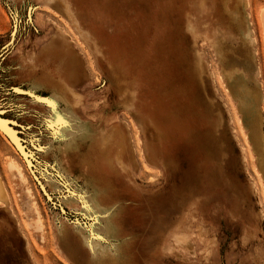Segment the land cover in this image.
Masks as SVG:
<instances>
[{"label":"rangeland","instance_id":"1","mask_svg":"<svg viewBox=\"0 0 264 264\" xmlns=\"http://www.w3.org/2000/svg\"><path fill=\"white\" fill-rule=\"evenodd\" d=\"M263 9L0 0V105L33 153L0 134V264H264Z\"/></svg>","mask_w":264,"mask_h":264},{"label":"bare ground","instance_id":"2","mask_svg":"<svg viewBox=\"0 0 264 264\" xmlns=\"http://www.w3.org/2000/svg\"><path fill=\"white\" fill-rule=\"evenodd\" d=\"M262 21H263V28H264V14L262 16ZM240 84H242V83H240ZM229 90H230V88H229ZM253 92H255V91H253ZM253 92L250 90L249 87H246V88H245V86L241 87L240 96L237 98V100H238L237 108H239V111L241 114V122H242V125L247 132V138H248L249 143L251 145H253V148L255 149V151H257L259 153V155L262 156V158H263V155H262L263 147H262L261 134H260V129H259V113L256 110V104H255L256 94H254ZM3 118H5V117H3ZM80 124H81V126H80L81 128L82 127L86 128V129L82 128V130L80 131V135H82L83 137L88 136L91 139H94V128L90 124H82V123H80ZM11 128L14 129L13 127H11ZM73 128H74V125L67 122L63 131L64 132H70ZM2 133H4V131L2 129H0V134H2ZM4 134L20 150V145H17L6 133H4ZM94 141H95V139H94ZM22 145H24V144H22ZM22 157L24 158V156H22ZM8 168L22 183L24 179H23L22 171L20 170V167L18 165H16V163H14V162H9ZM1 186L2 185H1V181H0V196L3 195V188ZM36 228L39 230L41 229L40 225H37Z\"/></svg>","mask_w":264,"mask_h":264},{"label":"snow or ice","instance_id":"3","mask_svg":"<svg viewBox=\"0 0 264 264\" xmlns=\"http://www.w3.org/2000/svg\"><path fill=\"white\" fill-rule=\"evenodd\" d=\"M27 11L29 13L32 11L31 5L28 7ZM12 91L17 93V94L22 93V89L19 87L13 88ZM26 95L28 97H30L32 100H35L38 104H50L51 103V101L41 97L40 95L31 93V92L27 93ZM3 111H7V109L3 105H0V112H3ZM14 123H17V121H15V120L8 121L7 119H0V129H2L4 131V133H6L17 145H20L21 141L17 138V133L15 131H13L11 126H10L11 124H14ZM61 123H64V121L61 120ZM47 127L50 129L52 127L51 123H48ZM53 135L55 136L56 133H53ZM27 144L35 145L36 141L33 138H29V140L27 141ZM42 150L43 149H40V151H42ZM20 151L23 152L26 156L33 155V153H30L27 150V148H25V147H21Z\"/></svg>","mask_w":264,"mask_h":264},{"label":"water","instance_id":"4","mask_svg":"<svg viewBox=\"0 0 264 264\" xmlns=\"http://www.w3.org/2000/svg\"><path fill=\"white\" fill-rule=\"evenodd\" d=\"M3 113H4V111L3 112H0V119H5V118H3L2 116H4L3 115ZM7 119V118H6ZM8 121H12V120H10V119H7ZM15 124V123H14ZM14 124H11L10 126L12 127V125L14 126ZM12 130H15V129H12ZM16 131H17V129H16ZM17 133H18V131H17ZM19 135V134H18ZM22 142H23V139L21 138V137H19V136H17Z\"/></svg>","mask_w":264,"mask_h":264},{"label":"crops","instance_id":"5","mask_svg":"<svg viewBox=\"0 0 264 264\" xmlns=\"http://www.w3.org/2000/svg\"><path fill=\"white\" fill-rule=\"evenodd\" d=\"M54 38H55V37H54ZM52 39H53V38H51L50 41H51ZM55 40H56V39H55ZM72 51H73V50H72ZM77 56H78V55H77ZM82 80H83V79H82ZM82 80H81V82H82ZM81 85H82V84H80V86H81Z\"/></svg>","mask_w":264,"mask_h":264}]
</instances>
